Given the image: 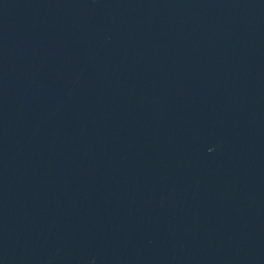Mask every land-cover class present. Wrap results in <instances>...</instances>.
I'll return each instance as SVG.
<instances>
[{"label":"water","instance_id":"obj_1","mask_svg":"<svg viewBox=\"0 0 264 264\" xmlns=\"http://www.w3.org/2000/svg\"><path fill=\"white\" fill-rule=\"evenodd\" d=\"M0 264H264V0H0Z\"/></svg>","mask_w":264,"mask_h":264}]
</instances>
